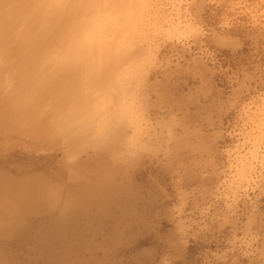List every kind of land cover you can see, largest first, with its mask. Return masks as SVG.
<instances>
[{
  "label": "rangeland",
  "instance_id": "374dc122",
  "mask_svg": "<svg viewBox=\"0 0 264 264\" xmlns=\"http://www.w3.org/2000/svg\"><path fill=\"white\" fill-rule=\"evenodd\" d=\"M126 8L99 116L55 128L82 86L26 69L41 132L0 125V264H264V0Z\"/></svg>",
  "mask_w": 264,
  "mask_h": 264
},
{
  "label": "clouds",
  "instance_id": "9594fccd",
  "mask_svg": "<svg viewBox=\"0 0 264 264\" xmlns=\"http://www.w3.org/2000/svg\"><path fill=\"white\" fill-rule=\"evenodd\" d=\"M124 3L126 0H91L69 5L64 0H28L26 7L32 15L68 16L60 39L42 54L37 68L38 79L70 73L82 86L58 110L57 119L62 124L76 126L100 115L99 107L87 99V94L117 51L125 26V16L118 8Z\"/></svg>",
  "mask_w": 264,
  "mask_h": 264
},
{
  "label": "bare ground",
  "instance_id": "6f19581e",
  "mask_svg": "<svg viewBox=\"0 0 264 264\" xmlns=\"http://www.w3.org/2000/svg\"><path fill=\"white\" fill-rule=\"evenodd\" d=\"M84 1L85 4L91 2V0H84ZM27 2L28 0H4V2L0 4V71L1 70L4 71V69L6 68V70H9L10 73L13 74L12 76L13 78H11V80L8 81L9 85H7L4 88L5 90H3L5 92L4 95L6 101H9V98L11 97H12V101H9L4 104L1 103L0 125L5 127L11 125L14 128H20L21 126L27 124L30 131L29 134H31V136L34 137H39L37 133L41 132V130H37V128L34 129V127L36 126L35 123H39V118L38 115L32 113L33 111H35L33 108H35V106L37 105L36 103H38V100H36L35 97H33L32 93H30V90L34 88L36 83L35 81H33L34 80L33 77L31 78L32 80L30 79L31 76L29 73H31V71L27 72L26 69L30 65V63L33 62L34 60L33 58L36 53L42 56V54L50 47L51 45L50 41L53 40L51 39L52 36H53L52 38H54L55 40L60 39L64 31L65 25L67 23V20H65L64 18L65 15H53L47 18L32 15L27 10L26 7ZM64 2L69 5L83 4L82 0H64ZM131 2L132 0H126V3H129V9L131 8ZM126 3L119 6L118 8V11L125 16V26L122 33H124V31L127 30L128 27L126 26V24L129 23L128 20L130 18L128 13L129 10L126 8ZM73 10L76 9H70V11ZM53 24H56L58 28L53 29ZM25 57L28 58V60H25L24 59ZM117 60H118L117 57L114 58L113 56L111 60L108 61L104 70L107 76L109 75V73L111 72L113 73L117 71L118 66L120 64V62H118ZM37 66H35L36 69L38 68ZM27 73L29 74L28 76ZM113 75L114 73L111 76ZM111 76L109 75V77ZM109 77L107 78V80L113 82L114 78L109 79ZM104 78L105 77H103L102 79L104 80ZM52 81L53 80H51V82ZM44 82H46L45 79ZM51 82L49 83L52 86ZM76 84L77 86H81L78 83ZM107 84H109V82ZM109 85L111 86V84ZM18 86L21 89H23L22 95H20L19 97L17 95L19 93ZM30 86H33V88L32 87L30 88ZM39 86L40 88L46 87L42 84ZM106 86L108 87V85ZM91 87H93V85H91ZM40 88L38 87V89ZM51 88L49 87V89ZM78 88L79 87H77V89ZM79 89L81 90V87ZM79 89L78 92L80 91ZM106 89H108V92L111 91V90L109 91V88ZM41 95L42 94L40 92V96ZM88 95H90V93ZM95 95H93L94 97H92L93 100L90 98L91 96H87V99L90 102L91 100L93 102L94 100H96ZM97 97L99 96L97 95ZM65 99L67 98H64L60 101H64L65 103L66 101ZM57 113L58 110L50 112V114L47 116V119L50 120V123H52L55 128H57V125L64 128L66 125L58 121ZM44 130L47 129L43 128L42 130L43 133Z\"/></svg>",
  "mask_w": 264,
  "mask_h": 264
}]
</instances>
